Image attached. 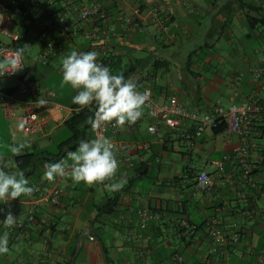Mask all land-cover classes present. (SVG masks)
Instances as JSON below:
<instances>
[{"label": "crops", "instance_id": "1", "mask_svg": "<svg viewBox=\"0 0 264 264\" xmlns=\"http://www.w3.org/2000/svg\"><path fill=\"white\" fill-rule=\"evenodd\" d=\"M92 1L102 4L107 10L116 34L106 43L101 42L99 49H104L107 54L112 51L114 55H128V59L135 52L153 49L152 42L162 47H175L181 44L179 39L189 40L187 35L203 32L208 37L213 27L219 34L228 28L231 36L240 35L236 46L231 49L227 64L222 65L220 71L213 74L205 70L202 75L201 69H198L191 73V80L180 88H157L148 84L156 103L162 104L168 97L174 96L186 109L207 112L216 103L227 107L240 97L255 93V102L264 111V91L258 90L250 77L251 69L264 53L259 37L264 35V21L261 19L255 27L248 22V17L256 16L253 5L259 0ZM133 6H139L141 17L135 19V24L125 27L121 19L131 15ZM151 12L164 18V23H156L150 17ZM226 18L229 20L226 21ZM231 18L236 22L233 23ZM70 45L78 52H86L91 47L81 36L71 35L63 40V48L54 53L48 65L33 64L28 60L33 77L40 85L53 89L57 102L65 107L74 105L72 97L76 91L70 86L61 87V62L56 69L51 64L70 54L67 52ZM214 60L218 61L219 57L205 56L202 62L209 64ZM240 73L243 74L240 86L234 90L232 84ZM15 85L16 81L6 89ZM4 119L7 120L4 131L12 135L13 124L8 121L11 119ZM14 122L21 128L18 120ZM258 124L263 125L261 121ZM59 125L52 124L45 134L33 135L41 138L49 136ZM148 125L158 128L160 138L147 132ZM119 137L127 142L149 144L148 150L130 151L133 167L134 163L142 161L148 168L135 174L133 167L125 166L117 156L119 169L116 179L121 175L126 179L133 178L129 188L118 192L108 191L101 184H76L70 178L57 177L48 182L42 175L32 186L41 191L57 185L63 193L62 202L58 206L45 205L37 209V220L20 237H17L16 228L9 230L0 223V236L5 231L9 233V251L0 255V264H62L72 250L74 254L69 264H176L172 261L175 253L182 256L181 264H198L201 258H206L208 264H264V168H258L253 173L254 185L247 186L236 162L225 161L221 168L214 163L233 154L241 143L237 134L222 136L206 129L188 150L187 142L179 134L152 119L144 108L142 117L134 124L125 125ZM247 142L258 153V157L251 159V167L255 171L257 162L264 155V138L248 137ZM27 144L31 147L24 152L37 151V141ZM14 157L5 156L10 161L6 170L11 171ZM201 170L212 175L216 181L210 190L204 192L195 188V176ZM241 190L251 200L247 208L238 196ZM116 195H119L116 211L106 218L98 217L95 205ZM138 196H143L148 206L159 215V219L151 221L143 232L139 229L135 213L139 207L136 203ZM4 204L0 202V206ZM6 204L16 207L12 201ZM180 217H185L195 226L214 220L215 225L221 226L227 233L228 244L225 247L213 244L205 227L199 229L193 238L180 234L175 228ZM235 232L239 234L237 241L232 239Z\"/></svg>", "mask_w": 264, "mask_h": 264}, {"label": "built area", "instance_id": "2", "mask_svg": "<svg viewBox=\"0 0 264 264\" xmlns=\"http://www.w3.org/2000/svg\"><path fill=\"white\" fill-rule=\"evenodd\" d=\"M257 6L264 14V0H259ZM139 17H141L139 6H133L131 15L124 16L121 22L123 26L128 27L135 24V19ZM150 17L156 23H164V18L156 12H151ZM110 18L104 6L92 0H0V53L25 45L37 49L35 53H29L26 50L23 57L25 66L21 71L14 75L0 76V81L12 78L16 80L13 88L0 89V111L3 117L18 120L23 133L27 135L45 134L50 125L62 124L71 115L73 109L57 102L56 92L53 89L40 85L33 77V69L29 63L48 65L54 53L63 47L62 41L71 35H78L90 43L91 47L87 51H96L99 54L98 62L107 66L102 59L107 51L99 48L102 47L101 42L106 43L111 37L116 36L109 21ZM13 26L24 31L23 39H20L18 32L10 33V28ZM242 77V73L235 77L232 84L234 90L239 88ZM250 77L256 88L264 91V53H261L259 63L251 69ZM138 90L147 93L148 99L144 108L148 115L173 133L179 134L187 142L188 150L192 149L196 138L200 137L206 129L213 130L220 125H225L220 135L237 134L241 143L233 150V154L226 155L214 163L221 168L225 161L236 162L245 184L254 185L251 159L258 157V153L255 147L247 142V138L251 132L252 121L263 112L261 106L255 102V93L240 97L237 102L227 107L216 103L210 111L201 112L186 109L174 96L168 97L162 104L156 103L150 86H144ZM38 100H44L46 103L40 105ZM93 107L96 110L95 104L86 108ZM100 131L112 139L117 150L116 155L128 168L133 167L131 150L149 149V144L145 142L121 140L119 137L121 128L108 125ZM147 132L157 138L161 136L155 125H148ZM95 134L93 132V138ZM262 172L264 175V169ZM215 183V179L206 171L201 170L195 176V188L198 191H208ZM238 196L244 204L249 201L248 195L243 190L239 191ZM62 197V190L57 185L41 191L36 188L31 196L12 200L16 207L12 208L6 203L0 206V209L4 210L0 212V218L3 220L9 210L17 216V224L9 230L16 228L17 237H20L36 221L37 209L45 205L58 206L62 202ZM136 203L139 207L135 213L139 229L143 232L151 221L159 219V215L148 206L143 196H138ZM215 224L214 220L207 222V234L213 244L225 247L228 244V235L221 226ZM176 227L180 231L183 230L182 234L190 238L198 233L196 226L189 223L185 217L176 220ZM238 237L237 232L232 234L234 241H237ZM172 261L181 264L183 258L175 253ZM198 264L208 263L206 258H201Z\"/></svg>", "mask_w": 264, "mask_h": 264}, {"label": "clouds", "instance_id": "3", "mask_svg": "<svg viewBox=\"0 0 264 264\" xmlns=\"http://www.w3.org/2000/svg\"><path fill=\"white\" fill-rule=\"evenodd\" d=\"M29 48L25 45L11 51L0 53V76L14 75L25 66L23 57ZM96 51H71L61 60V87L70 86L76 91L72 103L80 109L95 104L96 110L86 123L91 126L94 138L81 140L75 150H66L65 158L55 163H45L43 178L53 182L57 177L70 178L73 183L87 186L101 184L111 192H118L127 184L121 175L116 179L119 162L115 145L110 137L100 130L111 125L123 128L136 123L143 115L148 96L138 90L135 80L126 79L122 73L113 74L112 70L98 62ZM44 105V100H38ZM12 156H20L31 145L21 142L7 145ZM10 161L0 154V202L9 203L21 196H31L35 187L29 186V180L23 170L8 171ZM0 209V212H3ZM17 216L9 210L0 221L6 229L17 224ZM9 233L0 236V255L9 251Z\"/></svg>", "mask_w": 264, "mask_h": 264}, {"label": "rangeland", "instance_id": "4", "mask_svg": "<svg viewBox=\"0 0 264 264\" xmlns=\"http://www.w3.org/2000/svg\"><path fill=\"white\" fill-rule=\"evenodd\" d=\"M228 20L229 18H226V21ZM231 21L233 23L236 22L234 18H231ZM14 32H18L20 39H23L24 31L21 29L19 30L16 26H13L10 28V33L13 34ZM239 36L240 35L238 34L231 36L228 28L224 29L223 34H219L218 30L213 27L211 34H209L208 37H206V35L202 32L195 35H187L189 40H181L178 38L181 41V44L175 47H162L161 44L152 42L154 46L153 49L148 48L144 51L135 52L133 56H130L129 59H126V64L127 66H137L136 75L146 76L153 73V80L150 83L152 86H156L157 88L163 86L168 89L180 88L187 83V80H191V73L198 69H201L202 75H204L205 70L213 74L218 72V70L220 71L223 68L222 65L227 64L231 49H234L236 46L237 38ZM156 37L158 38L159 35L156 34ZM218 38H220V41H217ZM77 40L79 42L82 41L81 39ZM206 46L210 47L207 48ZM73 49L74 46L70 45V49L67 52L71 53ZM27 51L29 53H35L37 49L34 47H29ZM191 53L193 55L191 62L194 60H196V62H192L193 64L190 63V65H188V56L191 55ZM205 56H218L219 60H214L209 64H205L202 62ZM135 58L143 59V65H146H136ZM155 59H165L170 61V67L168 69L165 67L154 69L152 65ZM60 62L61 59L58 58V61L51 64L52 68L56 69L58 63ZM181 76H184L183 79ZM15 81L16 80L13 78L1 81L0 89H6L10 86H13ZM8 121L10 124H13L11 126L12 135H7V133L4 131V123L7 122V120L2 117L0 111V154H4V156L11 155V153L7 151V145L18 144L21 142L27 143L34 140L39 143V145L35 147L36 150L45 147V149H48L51 152H56V146L70 137V132L63 124H60L58 127H54L52 133L49 136L41 138L39 135L24 134L21 128L16 126L17 124L14 122V120ZM81 193H79V195Z\"/></svg>", "mask_w": 264, "mask_h": 264}, {"label": "trees", "instance_id": "5", "mask_svg": "<svg viewBox=\"0 0 264 264\" xmlns=\"http://www.w3.org/2000/svg\"><path fill=\"white\" fill-rule=\"evenodd\" d=\"M253 12L255 13L256 16L248 17V22L252 27H255L260 22L261 19L264 21V14L260 12L257 4L253 5ZM109 21L110 22L112 21V17L110 18ZM259 37L261 39V44L264 47V35H259ZM86 42L88 43L87 40ZM192 56H193L192 53L191 55L188 56V63H187L188 65H190ZM127 58H128V55H124L122 57L119 54L114 55V53L110 51L108 52V54L104 55L102 59L107 64V67H109L112 70L113 74L122 73L126 79L131 78L135 80L138 84V88H141V87H144L150 84L151 81L153 80L154 74L151 73L146 76L140 75L141 77L139 75H136L137 66L135 65L127 66L126 64ZM135 63L136 65H143V59L137 58L135 59ZM152 67L154 69H159V68H164V67L168 69L170 67V61L165 60V59L164 60L155 59ZM70 108H72L73 111L71 115L63 122V125L70 132V137L64 142L56 146L57 151L55 153L49 151L48 149H40V150L32 151V152L26 151L22 155L15 156L13 158V161L11 162L10 170L11 171L23 170L25 173V176L29 180V186H32V183H37L38 180L41 178V176L44 174L45 172L44 164L45 163L58 162L60 159L65 158L66 150H75V148L78 146L81 140H88V139L93 138V131L91 129V126L86 123V120L89 116H92L94 114L95 107L91 109L89 108L80 109L78 105L74 104ZM257 121H259L258 123H260L261 121L263 125H259ZM224 129H225V125H220L214 128L212 131L214 134L218 135ZM248 137L264 138V111L258 116L256 120L252 121L251 132ZM256 165L257 167H255L254 169L255 171H253L252 174L255 173L258 168H264V155L260 159V161L257 162ZM147 168H148L147 164L145 162L140 161L138 163H134L133 170L135 174L137 173L139 174L141 171H144ZM132 183H133V178L128 177L127 184L123 188H129ZM248 199L249 201L247 202V204H245L246 208L248 205H250V202H251L249 197ZM118 204H119V195H116L112 197L111 199L106 200L103 203L102 202L98 203V205H95L97 216L98 217L101 216L103 218L111 216L116 211ZM35 219L37 220V215L35 216ZM204 227L206 228V225L204 223L201 226H196L198 231L199 229L204 228ZM49 228L51 229V227ZM175 228L177 229V227ZM177 230L179 231L180 234L183 233L182 232L183 230L181 231L179 229ZM182 240H184V238H182ZM73 254H74V250L71 251L69 258L66 261H64V263L62 264H69Z\"/></svg>", "mask_w": 264, "mask_h": 264}, {"label": "water", "instance_id": "6", "mask_svg": "<svg viewBox=\"0 0 264 264\" xmlns=\"http://www.w3.org/2000/svg\"><path fill=\"white\" fill-rule=\"evenodd\" d=\"M102 255H103V259L105 260V257H104V253H103V251H102ZM73 260H74V259H73ZM72 263H73V262H72ZM72 263H71V264H72Z\"/></svg>", "mask_w": 264, "mask_h": 264}]
</instances>
